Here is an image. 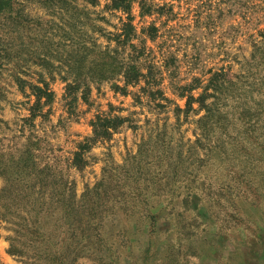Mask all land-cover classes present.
<instances>
[{
	"label": "rangeland",
	"instance_id": "1",
	"mask_svg": "<svg viewBox=\"0 0 264 264\" xmlns=\"http://www.w3.org/2000/svg\"><path fill=\"white\" fill-rule=\"evenodd\" d=\"M111 4L0 0V165L52 182L29 214L0 172V264H264V0ZM93 41L140 75L71 106ZM102 113L123 121L93 140Z\"/></svg>",
	"mask_w": 264,
	"mask_h": 264
},
{
	"label": "trees",
	"instance_id": "2",
	"mask_svg": "<svg viewBox=\"0 0 264 264\" xmlns=\"http://www.w3.org/2000/svg\"><path fill=\"white\" fill-rule=\"evenodd\" d=\"M134 0H113V4L111 6L113 8L123 9L128 13H131V7ZM129 21L123 23V31L120 33L115 34H108L110 40H116L119 44L126 45L131 38V35L134 30V25L131 23L132 16L129 15ZM84 41H86L84 39ZM83 51L82 54L79 52V56L76 61L77 69H71L70 73L73 76V84L69 83L67 86L66 95L70 97L69 104L73 106L75 102H77L79 98V91L83 92V98H89L91 94L90 89V82L94 80L101 81L102 79H117L122 74L124 75L127 84L131 81H137V77H139V72H137L134 66L129 64L126 65L124 59H121L120 52L117 50V47L111 48L110 45L104 49L100 46L96 41H93L92 47H87L85 43H83ZM124 69H126L124 71ZM127 69H134L133 71ZM88 79V80H87ZM45 87L48 88V82L45 78L42 79ZM90 80V82H89ZM84 86V87H83ZM115 88L118 90L121 88L118 84H115ZM41 91V88L38 87ZM82 89V90H81ZM125 90V88H124ZM39 91V92H40ZM51 91H46V95L48 96L47 101L52 99ZM40 95V94H39ZM38 97V101H41V97ZM65 95V96H66ZM31 111L33 114L30 118L26 120H34L35 118V107H31ZM123 121L121 117H109L107 114H98L96 115V119L92 121V125L94 127V136L93 140H97L99 138H106L112 134L111 129H117L118 124ZM35 126V125H34ZM38 141H41L39 139ZM34 149H40V144L37 142L34 143ZM34 149H32L31 153L32 156L36 157L38 155L35 154ZM28 150V149H27ZM26 150V151H27ZM27 159L19 158L18 160L9 159L8 163L4 162L0 165V172H2L9 183H11L12 187L16 188V197H20L22 201H26L27 205H24V208H21L31 213L28 204H32V202L36 199H39L43 202V204H47L46 193L47 190L50 188L52 182H50L46 177L43 175L42 170L44 167H40L39 163L31 162L26 165ZM31 168L28 169L25 166H30ZM34 169V170H33ZM46 173H51L49 168H47ZM41 173L44 176L41 177ZM48 205V204H47Z\"/></svg>",
	"mask_w": 264,
	"mask_h": 264
}]
</instances>
